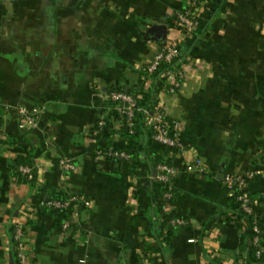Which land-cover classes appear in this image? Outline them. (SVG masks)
I'll return each mask as SVG.
<instances>
[{
	"label": "crops",
	"instance_id": "0c3cea01",
	"mask_svg": "<svg viewBox=\"0 0 264 264\" xmlns=\"http://www.w3.org/2000/svg\"><path fill=\"white\" fill-rule=\"evenodd\" d=\"M186 4L0 0V134L9 140L0 143V264H12L18 219L26 223L29 264L244 263V229L224 223L236 211L225 175L255 173L248 187L264 226V0H208L196 33L182 36L174 28ZM160 28L163 39L150 38ZM168 35L194 64V77L171 102L187 150L167 154L176 198L166 209L189 223L170 243L157 222L153 158L142 154L134 168L131 160L95 157L106 147L136 151L99 126L105 94L130 90L152 111L162 81L151 78L146 61ZM22 104L42 108L36 128L19 129ZM19 156L36 164L34 186L14 177ZM62 158L75 169H62ZM196 158L201 168L188 169ZM45 186L79 198L71 232L41 212Z\"/></svg>",
	"mask_w": 264,
	"mask_h": 264
},
{
	"label": "built area",
	"instance_id": "2783aa9c",
	"mask_svg": "<svg viewBox=\"0 0 264 264\" xmlns=\"http://www.w3.org/2000/svg\"><path fill=\"white\" fill-rule=\"evenodd\" d=\"M208 0H186L187 4L183 11L176 15L175 32L180 35H192L196 33L201 25V14L204 11V5ZM180 40L168 35L162 40L158 48L152 52L149 60L146 61L145 70L151 76L155 74L162 65L166 68L161 72L162 83L157 91V100L152 111L141 106L139 98L130 90L123 88H112L106 94L105 98L109 105L107 113L102 116L99 121L100 127L109 126L115 133H120L122 129L130 134H133L135 129V119L137 113H144L146 116V124L152 131L153 139L173 150L186 151L187 147L181 140L182 131L184 129L183 121L177 118V115L172 112L171 102L172 98L178 94L186 82L194 76L191 69L194 68L193 61L184 58L180 51ZM0 104L2 101L0 99ZM7 108H9L7 106ZM19 129L28 131L38 126L40 113L42 108L28 107L26 105H18ZM0 138L7 139L5 134H0ZM97 158H107L120 161H129L131 153L124 149L115 147H106L99 149L96 152ZM59 165L66 172L75 169V164L70 158H62L59 160ZM201 160L196 158L188 165V169H200ZM19 170L22 176L30 182L34 178L33 168L28 165L20 166ZM176 168L170 163H160L157 167L156 180L165 184L167 187L164 193V200L167 202L166 207H170L173 197L174 176ZM255 175L253 172H245L238 175H225V181L231 186L234 191L236 202L239 210L246 217H253L251 229L253 231V245L257 249V254L260 256L264 253L263 246V225L260 216L255 212L254 202L251 196L248 183ZM47 206L54 208H66L72 206L73 213L63 222L60 227L63 234L71 232L79 221V198L74 195L66 200H48L45 202ZM246 221V220H245ZM171 225H187L188 219L175 217L169 221ZM13 239L15 240V251L18 259V264H29L30 245L28 242L26 223L18 219L13 224ZM244 231V230H243ZM190 241H194L191 239ZM244 264V263H241Z\"/></svg>",
	"mask_w": 264,
	"mask_h": 264
},
{
	"label": "trees",
	"instance_id": "16d2710c",
	"mask_svg": "<svg viewBox=\"0 0 264 264\" xmlns=\"http://www.w3.org/2000/svg\"><path fill=\"white\" fill-rule=\"evenodd\" d=\"M159 34L157 32H153V34L150 35V38L155 40H161L163 39L164 35L166 34V30L163 28H160ZM183 56V55H182ZM166 68V65H162L158 71L152 75V78L154 80L158 79L159 76H161V72ZM161 81L163 79H160ZM157 100V95H156ZM156 103V101H155ZM141 106H144L142 103H139ZM155 107V106H154ZM135 131L133 134H130L126 131V129H122L120 131V135L124 136L127 140L134 142L136 145V151H130L127 149H124L128 151L129 153H132L130 160L132 162V166L135 168L140 162V156L142 154H145V156H149L153 158L155 166H158L160 163H168L169 161L166 159L167 154L171 152L173 149L170 147H167L165 145H162L158 142H156L152 137V131L146 124V116L144 113L140 112L137 113L136 119H135ZM146 139L144 142H141L143 139ZM8 139L3 140L0 138V143H4ZM136 153V156L134 154ZM119 161V160H118ZM22 165H28L33 168V174L34 178L30 181L32 186H34L37 182V166L34 162L19 156L14 160L13 163V175L18 181H27L25 177L22 176L21 171L19 170L20 166ZM158 188L160 190V195L157 198L156 201V213H157V222L161 226V229L165 232L164 241L166 243H170L171 241H175L178 239L179 233L178 230L182 228L185 225H171L169 221L175 217H181L185 218L184 216L178 214L174 210H167L166 205L167 202L164 200L163 196L167 189L165 184L160 183L157 181ZM47 198L43 202V207L41 208L42 213H47L51 216L54 222L55 227L62 226L63 222L69 219L71 214L73 213L72 206L66 207V208H54L49 207L46 205L45 202L48 200H66L70 197V194L66 190H56L52 187L45 186ZM235 197V196H234ZM176 198V192L175 188L173 189V197L172 201ZM235 199V198H234ZM236 201V199H235ZM82 205H79L78 209H81ZM236 211L234 212V216H227L226 220H224V223L226 225H234L237 227H243L244 234L242 236L243 240V249L246 252V256L244 259V264H264V253L258 256L257 249L253 245V231L251 229V223L253 222V217H246L242 212L239 210L238 203L236 202ZM246 220V221H245ZM263 225V223H262ZM13 229V228H12ZM264 231V226H263ZM13 242V249H12V259L13 264H18V259L16 255V251L14 249L15 247V240L12 238ZM210 264H221L219 260H213Z\"/></svg>",
	"mask_w": 264,
	"mask_h": 264
},
{
	"label": "water",
	"instance_id": "95a60500",
	"mask_svg": "<svg viewBox=\"0 0 264 264\" xmlns=\"http://www.w3.org/2000/svg\"><path fill=\"white\" fill-rule=\"evenodd\" d=\"M155 174H157V171H155ZM12 261H11V263L13 264V259H11Z\"/></svg>",
	"mask_w": 264,
	"mask_h": 264
}]
</instances>
